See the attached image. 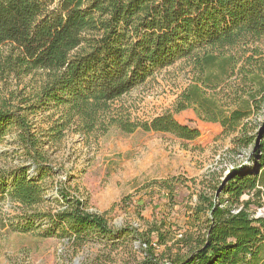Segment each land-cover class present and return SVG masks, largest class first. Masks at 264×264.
<instances>
[{"label":"trees","instance_id":"obj_1","mask_svg":"<svg viewBox=\"0 0 264 264\" xmlns=\"http://www.w3.org/2000/svg\"><path fill=\"white\" fill-rule=\"evenodd\" d=\"M262 41L264 0H0V78L36 77L18 105H0V145L13 134L31 162L0 170V229L66 237L75 248L132 235L129 228L114 230L68 188L61 192L62 208H40L45 179L54 173L45 146L61 142L64 131L78 124L88 133L116 125L129 133L198 139L200 130L172 112L132 122L114 109L117 100L180 59L190 60L197 74L175 112L193 108L202 120L235 131L252 106L264 102V56L254 47ZM235 75L245 94L234 92L226 105L212 92ZM38 115L52 120L47 128L40 129ZM255 153V169L233 173L208 200V213L197 211L202 226L174 242L181 245L177 253L173 245L157 255L144 237L151 257L142 264H264V217L250 212L254 198L264 194V141ZM5 202L17 204L16 215L8 218ZM172 231L153 227L151 235L156 232L163 245Z\"/></svg>","mask_w":264,"mask_h":264},{"label":"rangeland","instance_id":"obj_2","mask_svg":"<svg viewBox=\"0 0 264 264\" xmlns=\"http://www.w3.org/2000/svg\"><path fill=\"white\" fill-rule=\"evenodd\" d=\"M256 46L261 51L259 56H264V41ZM196 74L190 60H177L114 103V109L123 111L132 122L172 112L180 123L200 130L196 140L142 129L129 133L116 125L88 133L78 124L64 131L61 142L45 146L54 173L45 179V202L40 208H62L61 192L68 188L69 193L87 200L89 211L104 215L114 230L129 228L132 235L116 243L95 240L75 248L66 237L45 238L38 231L23 233L4 228L0 229V264H142L151 257L144 237L154 242L155 253L162 256L185 232L197 233L202 226L197 211L203 209L200 216L204 217L209 211L208 200L216 199L233 173L255 169L260 162L254 155L264 141V102L253 105L235 131L202 120L193 108L176 113L180 95ZM240 80L235 75L210 92L218 93L221 101L231 105L236 98L234 92L239 93L237 96L245 94ZM35 81L31 76L22 80L0 78V105H18L30 94ZM59 115L56 113L53 119ZM34 118L42 130L52 122L48 116ZM15 140L11 134L0 145V170L30 165L25 150ZM30 171L37 174L34 166ZM4 210L10 218L17 214L18 207L5 202ZM250 212L264 217V194L254 198ZM153 227H161L162 233L172 228L166 244L158 245L156 232L151 235ZM172 235L175 237L170 240ZM180 246L174 245L173 253Z\"/></svg>","mask_w":264,"mask_h":264}]
</instances>
